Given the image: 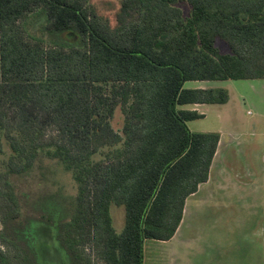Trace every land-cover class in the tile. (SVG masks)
<instances>
[{
    "label": "trees",
    "instance_id": "trees-1",
    "mask_svg": "<svg viewBox=\"0 0 264 264\" xmlns=\"http://www.w3.org/2000/svg\"><path fill=\"white\" fill-rule=\"evenodd\" d=\"M118 1L111 24L92 0H0V264H38L32 219L54 228L68 264H144L148 240L176 234L220 142L192 132L204 115L182 106L229 92L185 83L264 79V0ZM43 159L76 189L61 220L26 216L16 186ZM112 204L126 210L120 233Z\"/></svg>",
    "mask_w": 264,
    "mask_h": 264
},
{
    "label": "rangeland",
    "instance_id": "rangeland-1",
    "mask_svg": "<svg viewBox=\"0 0 264 264\" xmlns=\"http://www.w3.org/2000/svg\"><path fill=\"white\" fill-rule=\"evenodd\" d=\"M92 3L114 24L118 0ZM182 8L187 15L190 8ZM219 46L222 52L227 51L222 43ZM201 86L229 92L227 103L200 105L197 111L204 118L188 122L192 132L220 134L213 177L188 198L182 225L172 240L146 242L144 263L264 264V79L190 81L184 88ZM112 124L121 131L120 108ZM16 186L24 196L29 218L43 211L61 220L68 215L66 201L76 197L70 173L56 161L40 160L29 175L17 179ZM110 213L115 230L122 232L125 207L112 204ZM24 230L38 264H68L54 228L32 219Z\"/></svg>",
    "mask_w": 264,
    "mask_h": 264
},
{
    "label": "crops",
    "instance_id": "crops-1",
    "mask_svg": "<svg viewBox=\"0 0 264 264\" xmlns=\"http://www.w3.org/2000/svg\"><path fill=\"white\" fill-rule=\"evenodd\" d=\"M201 82H206V81H201ZM200 88H202V89H205V88H207V87H204V86H201ZM208 88H210V87H208ZM200 105H204V104H194V105H191V104H189V105H185V106H188L189 107V109H187V110H196L197 111V109H198V107L200 106ZM182 109H184V106H182ZM199 112V111H198ZM200 113V112H199ZM201 114H203V113H201ZM204 115V114H203ZM205 116V115H204ZM204 118V117H203ZM220 142H219V146H218V150H217V153H216V155H215V157H214V160H213V163H212V166H211V169H210V175H209V179H208V181L207 182H205V183H203V184H201L200 186H199V189H198V191L195 193V194H197L198 192H199V190L201 189V187L204 185V184H208L211 180H212V175H213V173H214V164H215V162H216V160H215V158L217 159V155H218V151H219V149L221 148V146H220ZM222 158L223 159H225V155L224 156H222ZM221 158V159H222ZM222 166V165H221ZM243 172H245V171H243ZM223 174L225 173L224 171L222 172ZM195 194H193V195H191V196H194ZM191 196H189V197H191ZM188 197V198H189ZM188 200V199H187ZM186 205H187V201H186ZM186 205H185V209H184V214H185V210H186ZM184 214H183V218H184ZM182 222H183V219H182ZM182 222H181V224H180V226L182 225ZM180 226H179V228H180ZM179 228H178V230H179ZM178 230H177V232H178ZM177 232H176V234H177ZM175 234V235H176ZM175 235H174V237H175ZM173 237V238H174ZM172 238V239H173ZM171 239V240H172ZM170 241V240H169ZM159 242H167V241H159ZM145 264V263H144Z\"/></svg>",
    "mask_w": 264,
    "mask_h": 264
}]
</instances>
